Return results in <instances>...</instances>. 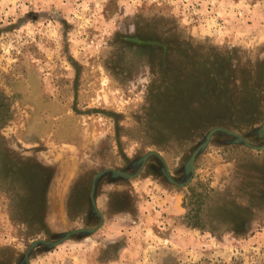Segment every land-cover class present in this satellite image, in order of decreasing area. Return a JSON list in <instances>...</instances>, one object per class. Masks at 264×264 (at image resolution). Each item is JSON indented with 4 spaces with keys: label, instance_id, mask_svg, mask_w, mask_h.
Here are the masks:
<instances>
[{
    "label": "rangeland",
    "instance_id": "1",
    "mask_svg": "<svg viewBox=\"0 0 264 264\" xmlns=\"http://www.w3.org/2000/svg\"><path fill=\"white\" fill-rule=\"evenodd\" d=\"M263 125L264 0H0V264H264Z\"/></svg>",
    "mask_w": 264,
    "mask_h": 264
},
{
    "label": "water",
    "instance_id": "2",
    "mask_svg": "<svg viewBox=\"0 0 264 264\" xmlns=\"http://www.w3.org/2000/svg\"><path fill=\"white\" fill-rule=\"evenodd\" d=\"M217 131H223V132H226V133H228V134H233V135L237 136L238 139H240L241 141H244V143H245L246 145L251 146V145H250V144H249V143H248V142H247L242 136L238 135V134L235 133V132L229 131V130L224 129V128H221V127H215V128H212V129L209 131V133H208L206 139H205V140H204V141H203V142L197 147V149L193 152V154H192V156H191V159H190V167H191V169H192L193 166H194V161H195V158H196V156L198 155L199 151H200L202 148H204V147L208 144V142L210 141L212 135H213L215 132H217ZM263 131H264V125H263ZM151 155H156V156H158V157L160 158V160L162 161V164H163V166H164V169H165L166 175H167V177H168V180H169L171 183H173V184H175V185H178V186H183V185H185V183H178L177 181H175V180L173 179V177L170 175V172H169L168 166H167V164H166L164 158H163L158 152H155V151L149 152L148 154H146L145 156L142 157V159H141V167H140L139 171L141 170L142 166L144 165L146 159H147L149 156H151ZM120 173H121L122 175H125V174H126V173H123V172H120ZM98 178H99L98 175L95 176L94 181H93V183H92V187H91V193H90V199H91V203H92V209H93L94 212H97V211H98V210H97V207H96V202H95V199H94V194H95V190H96V182H97V179H98ZM99 215H100V217H101V220H100L99 225H98L96 228H93V229H83V230L80 229L79 231H71V232H69V233H65V234H64L65 237H64L63 239H61V240H64V239H66L67 237H69V236L71 235L70 233L73 234V233H77V232H80V231H82V232H94V231H96V230L102 225V223H103V218H102V216H101L100 213H99ZM38 242H43V240H39V241H36V242L32 243L30 249H32L33 247H35V245H36ZM53 245H54V244H53Z\"/></svg>",
    "mask_w": 264,
    "mask_h": 264
},
{
    "label": "crops",
    "instance_id": "3",
    "mask_svg": "<svg viewBox=\"0 0 264 264\" xmlns=\"http://www.w3.org/2000/svg\"><path fill=\"white\" fill-rule=\"evenodd\" d=\"M165 200H167V197L163 199L162 205L165 206Z\"/></svg>",
    "mask_w": 264,
    "mask_h": 264
}]
</instances>
